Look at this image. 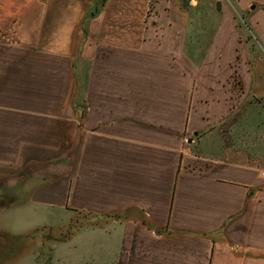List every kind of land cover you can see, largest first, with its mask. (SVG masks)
Instances as JSON below:
<instances>
[{
    "label": "crops",
    "instance_id": "1",
    "mask_svg": "<svg viewBox=\"0 0 264 264\" xmlns=\"http://www.w3.org/2000/svg\"><path fill=\"white\" fill-rule=\"evenodd\" d=\"M249 36L264 54V0H0V186L42 205L64 182L117 233L110 264H264V141L191 147L264 130Z\"/></svg>",
    "mask_w": 264,
    "mask_h": 264
},
{
    "label": "rangeland",
    "instance_id": "2",
    "mask_svg": "<svg viewBox=\"0 0 264 264\" xmlns=\"http://www.w3.org/2000/svg\"><path fill=\"white\" fill-rule=\"evenodd\" d=\"M205 5L206 16L201 19L200 23L213 25L217 18L214 19L208 12L211 10L208 3ZM238 22L246 29L243 20L239 19ZM210 35L212 34L210 33ZM208 36L209 34L206 33L205 42H207ZM247 41L250 58L264 59V54L258 43L251 36L247 38ZM208 43L209 41L204 45ZM206 51L204 49L202 54ZM190 52L196 55L197 50L191 48ZM76 74L77 94L80 96L84 93V84L81 81L84 76L83 68L78 67ZM77 99L80 101L84 97ZM241 118L242 116L240 119H236L238 124ZM257 119L261 120L260 116L253 114L251 121ZM257 130H250L248 127L240 131L231 130L229 132L227 130L223 135L221 133L209 135L203 143L200 141L198 143V137H194L193 139L197 142L191 144V147L196 154L222 156L227 145H231L237 133L240 134V138L236 140L246 146L253 140L256 143L264 141V130ZM253 133L255 134L253 135ZM242 148L244 147L242 146ZM59 161L60 163L64 162L63 158H60ZM29 172L32 171L29 170ZM46 175L50 176V172L47 171ZM50 183L55 184V180L50 179ZM61 185L59 187H56V184L53 185L54 189L60 191L59 196L51 199L44 196L43 201L46 203L41 205L33 202L35 199L33 193L24 192V185L23 188L17 186L11 189L1 184L0 264H110L113 261L111 257L117 249V233L108 235L104 233L103 235L101 229L105 220L102 216L71 210L67 204L65 205L63 197L66 194V187L64 182ZM8 199L10 204H2V202H9ZM105 229L107 230L108 227L106 226Z\"/></svg>",
    "mask_w": 264,
    "mask_h": 264
},
{
    "label": "trees",
    "instance_id": "3",
    "mask_svg": "<svg viewBox=\"0 0 264 264\" xmlns=\"http://www.w3.org/2000/svg\"><path fill=\"white\" fill-rule=\"evenodd\" d=\"M191 1L192 0H181L182 8L185 9V10L189 9Z\"/></svg>",
    "mask_w": 264,
    "mask_h": 264
}]
</instances>
